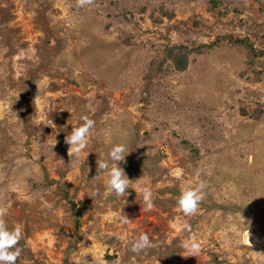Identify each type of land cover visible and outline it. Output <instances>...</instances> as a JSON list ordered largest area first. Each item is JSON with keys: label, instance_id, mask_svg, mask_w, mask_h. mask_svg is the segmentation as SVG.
Returning a JSON list of instances; mask_svg holds the SVG:
<instances>
[{"label": "rangeland", "instance_id": "rangeland-1", "mask_svg": "<svg viewBox=\"0 0 264 264\" xmlns=\"http://www.w3.org/2000/svg\"><path fill=\"white\" fill-rule=\"evenodd\" d=\"M250 46L264 52V0H0V207L22 230L16 264H264V56ZM85 115L74 158L65 137ZM115 144L122 197L97 165ZM199 181L184 216L177 197ZM142 232L153 246L133 253Z\"/></svg>", "mask_w": 264, "mask_h": 264}, {"label": "clouds", "instance_id": "clouds-1", "mask_svg": "<svg viewBox=\"0 0 264 264\" xmlns=\"http://www.w3.org/2000/svg\"><path fill=\"white\" fill-rule=\"evenodd\" d=\"M89 3H91V0H77V5L79 7H83ZM80 119L82 123L72 128L71 132L65 137V142L70 146L69 150L74 154V158L87 148L90 132L95 124V121L86 115L81 116ZM125 151L126 149L123 144H115L109 149L107 159L97 162L98 168L104 169L107 172L108 189L118 197L126 196V189L129 188V180L124 174L123 169L119 167L117 163L123 161ZM251 160L252 157L250 156V163ZM204 187V182L199 181L195 186L186 188L177 197L176 204L184 216H190L197 211L199 203L204 197ZM140 191L142 193L145 210H150L153 207L151 188L145 184L140 188ZM6 211V208L0 207V264H16V260L21 253V248L17 245L21 240L22 230L20 226L11 229L7 227L3 219ZM119 219L122 224H127L129 222V219L124 215H121ZM241 221L244 225L242 217ZM171 223L177 224L181 230L187 231L190 234L188 240L181 243V247L192 254L199 253L200 244L196 241L195 237L191 235V226L187 221L174 218ZM152 246L153 242L149 239L148 234L142 232L138 238L131 241L129 250L138 254Z\"/></svg>", "mask_w": 264, "mask_h": 264}, {"label": "trees", "instance_id": "trees-1", "mask_svg": "<svg viewBox=\"0 0 264 264\" xmlns=\"http://www.w3.org/2000/svg\"><path fill=\"white\" fill-rule=\"evenodd\" d=\"M235 41L237 43H239V44H242V42H243L242 40H238V39H235ZM249 48H250V53L253 52L254 54H258V55L260 54V55L264 56V52L263 51H260V52L259 51H255L251 46ZM171 60H172V63L174 65V67L177 69V71L185 70L186 64H187V56L186 55H183L180 52H177L171 57Z\"/></svg>", "mask_w": 264, "mask_h": 264}]
</instances>
